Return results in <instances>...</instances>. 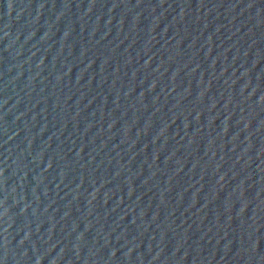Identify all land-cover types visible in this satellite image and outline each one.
<instances>
[{"label":"water","instance_id":"95a60500","mask_svg":"<svg viewBox=\"0 0 264 264\" xmlns=\"http://www.w3.org/2000/svg\"><path fill=\"white\" fill-rule=\"evenodd\" d=\"M157 0H0V264H74Z\"/></svg>","mask_w":264,"mask_h":264}]
</instances>
